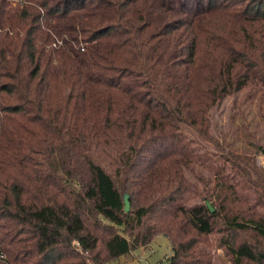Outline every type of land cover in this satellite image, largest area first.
<instances>
[{"label":"trees","instance_id":"16d2710c","mask_svg":"<svg viewBox=\"0 0 264 264\" xmlns=\"http://www.w3.org/2000/svg\"><path fill=\"white\" fill-rule=\"evenodd\" d=\"M247 86L264 0H0V264H264V175L200 144Z\"/></svg>","mask_w":264,"mask_h":264},{"label":"rangeland","instance_id":"374dc122","mask_svg":"<svg viewBox=\"0 0 264 264\" xmlns=\"http://www.w3.org/2000/svg\"><path fill=\"white\" fill-rule=\"evenodd\" d=\"M190 137L195 134L187 130ZM210 133L216 144L205 141L200 144L217 155L229 153L240 161L249 162L264 175V88L247 86L224 97L219 104L210 110ZM220 144L222 149L217 148ZM221 163V159L217 158ZM262 190H254L251 194H261ZM196 201H201L196 198ZM204 201V200H203ZM261 209V208H260ZM213 259L212 264H232L223 247L217 242V234L210 235ZM171 254V247L164 234H158L146 246L133 249L130 254L120 257L108 264H162Z\"/></svg>","mask_w":264,"mask_h":264},{"label":"water","instance_id":"95a60500","mask_svg":"<svg viewBox=\"0 0 264 264\" xmlns=\"http://www.w3.org/2000/svg\"><path fill=\"white\" fill-rule=\"evenodd\" d=\"M123 201H124V209H125V211H129L130 203H129V200H128V195L126 193L123 194ZM205 203L208 206L209 210L213 211V207L210 205V202L206 201Z\"/></svg>","mask_w":264,"mask_h":264}]
</instances>
